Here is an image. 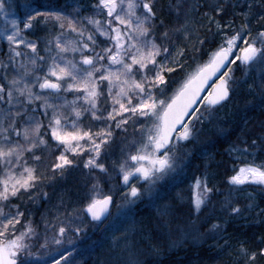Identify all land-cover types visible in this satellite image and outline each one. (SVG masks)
I'll list each match as a JSON object with an SVG mask.
<instances>
[{"label":"snow or ice","instance_id":"snow-or-ice-1","mask_svg":"<svg viewBox=\"0 0 264 264\" xmlns=\"http://www.w3.org/2000/svg\"><path fill=\"white\" fill-rule=\"evenodd\" d=\"M235 8L222 0H65L58 6L0 0V38L8 45L0 58V264H46L40 249L50 241L63 243L65 221L70 223L73 214L106 219L117 193L119 212L123 204H134L159 181L178 174L187 159L182 142L195 139L198 131L193 121L202 123L206 116L211 122L219 109L239 103L241 91L253 99L259 96L264 105V14L254 13L252 3L240 13ZM253 16L260 24L255 32ZM206 44H215L208 60L185 72L189 52L203 55ZM237 61L243 66L242 78L228 67ZM179 73L183 76L178 79ZM206 86L211 90L201 96ZM198 102L203 112L194 107ZM250 103L245 100L244 107ZM247 124L245 120L236 141L225 150L229 155L246 158L264 151V121L255 133ZM117 129L124 136L118 157L109 165ZM49 156L52 160L45 163ZM81 165L92 177L80 197L82 207L69 210L60 196L56 214L51 219L41 215L43 243L33 252L40 224L31 219L28 203L48 199L45 183L66 179ZM233 172L227 177L230 185L264 186V160L242 161L238 170L233 164ZM113 173L126 191L104 190ZM194 188L188 215L200 213L219 191L209 186L207 172L195 179ZM177 199L183 197L177 194ZM221 206L230 216L242 212L228 197ZM172 211L168 205L157 209L158 226L167 229L170 247L176 244ZM212 230L224 229L214 224ZM140 234L146 250L159 254L152 241L160 237L132 222L117 239L129 257L118 264H144L138 258L144 254L141 244L134 238ZM257 242L259 247L250 248L238 241L234 264L264 260V236ZM218 247L223 251L233 246L225 239Z\"/></svg>","mask_w":264,"mask_h":264},{"label":"trees","instance_id":"trees-1","mask_svg":"<svg viewBox=\"0 0 264 264\" xmlns=\"http://www.w3.org/2000/svg\"><path fill=\"white\" fill-rule=\"evenodd\" d=\"M65 0H46V4L58 6L63 4ZM226 5L233 4L231 0H222ZM161 3L166 4L167 0H161ZM253 4V12L264 14L261 5L264 4V0H248L245 3L236 5L235 11L240 13L247 10V4ZM229 7V11H231ZM257 18L252 17L251 22L253 30L254 26L260 27V24L255 21ZM240 19L237 20V23ZM215 30L214 24L212 25ZM205 29H201V36L203 37ZM216 42H219V37H216ZM215 44H206L204 46V53H191L189 52V59L187 61L185 72H192L196 69L198 64H202L208 60L210 51L214 50ZM6 45L0 40V58H3V54L6 53ZM195 56V59L192 57ZM237 64L229 65L228 67L234 69L238 67ZM183 74H178V79ZM249 83H252L251 78L248 79ZM247 86V85H246ZM251 101L245 108L244 101ZM200 105L198 108H201ZM264 105L261 104L259 96L253 99V96L246 94V91H241L239 97V103L229 104L223 109H219L211 122L207 124L196 123L195 128L198 130L197 138L189 140L186 143L190 144L192 150L191 161L186 168L183 179L190 180V183L197 177L207 172L209 174V186L215 185L219 191H214L211 194L210 201L207 202L205 208L200 213L193 212L188 215V210L191 207V192H184L180 196L183 197V201L177 199V195H174V204L166 203L173 209L171 213L172 221V233L175 232L174 228H179V237H172L176 240L175 246H169V240L167 238V229L162 226H158L157 209L162 204L160 201L154 200L155 203L141 202L135 206L134 221L139 225H146L153 235L159 236V239H154L152 243L156 245L160 251L159 254L148 252L144 246L142 235H136L134 238L140 242L141 249L146 252L142 257L144 264H234L235 252L234 249L238 247V241H244L250 248H256L258 244V238L264 236V186L246 184V185H230L227 182V177L234 174L233 164L236 165V169L242 166L243 162H252L259 164L261 160H264V151H258L254 155L246 154L240 156L239 153H232L229 155L226 149L229 145L236 141L237 136L240 133V128L245 127L244 121L247 120V128L251 129L254 133L259 130V125L264 121ZM218 128H220L218 130ZM225 129V136L221 137L220 130ZM206 134V137L201 141L200 134ZM115 145L116 149L113 156L108 160L110 165L111 159H115L119 155V146L121 145V139L123 134L120 130H115ZM254 138V137H253ZM242 146V145H241ZM252 150L250 149V152ZM87 157H85L86 159ZM208 167H205V165ZM88 171L85 170L82 165L80 168H75L70 174H67L66 179H59L49 185L47 193L50 195H58L64 197L65 203L70 206L71 209L77 206L80 197L87 191V186L92 182V177L87 175ZM97 175L99 172L97 170ZM103 179H107L104 177ZM112 181L116 184L119 183V179L116 174L113 173ZM103 182V181H102ZM181 183V182H179ZM166 184L161 185V193H158V199L164 198V192L166 190ZM173 187V186H172ZM189 187L187 181L182 184V189ZM173 190V188H172ZM171 190V191H172ZM169 192L172 193V192ZM48 199H40L37 203H28L27 207L32 211L31 219L36 222L37 218H41V215L45 214V204L49 203ZM228 197L234 201V205L239 206L242 212L239 216L229 215L228 212L222 208V203ZM55 205L57 206L59 201ZM252 203L254 207L249 209L247 205ZM182 209V216L176 214L177 207ZM69 208V210H71ZM181 216V217H178ZM183 219L182 221H180ZM226 222V223H225ZM40 224H43L42 221ZM186 224H190L193 227H185ZM220 224L223 227V231L212 230V225ZM44 228V225H43ZM160 228V230L158 229ZM190 229V230H186ZM201 230H206V235L202 240H199ZM227 233V235H225ZM225 239H229L232 244V249L221 250L218 245H223ZM229 252L232 254L229 255ZM80 257L83 255H79ZM82 264H98L93 258L85 260ZM104 264V263H103ZM257 264H264V260L257 259Z\"/></svg>","mask_w":264,"mask_h":264},{"label":"rangeland","instance_id":"rangeland-1","mask_svg":"<svg viewBox=\"0 0 264 264\" xmlns=\"http://www.w3.org/2000/svg\"><path fill=\"white\" fill-rule=\"evenodd\" d=\"M231 1L233 4L240 5L241 3H245L248 0H231ZM18 2L23 3L25 2V0H18ZM40 2L46 4V0H40ZM84 14L87 15L89 13L86 11ZM19 15H22V12H18V16ZM253 17L258 19L257 16H253ZM257 19L255 21H257ZM3 26H4V21L0 19V28H3ZM254 27L259 28L258 26H254ZM0 40L4 42V44L6 45V50H8L7 41L2 38H0ZM21 48H23V46H21ZM234 52L237 55L239 54L238 49H234ZM233 58L234 57H232L231 59ZM243 74H244L243 66L237 67L234 72V76L236 78H242ZM244 88L246 89L247 86L245 85ZM68 99H72V96H68ZM200 109H201V112H203V106H201ZM195 115L198 116L200 115V113H196ZM208 121H209L208 118L205 116L203 118L202 124L203 125L207 124ZM193 122L196 125L195 120ZM219 129L220 128H218V130ZM131 132H132V129L129 128V139H131V135H130ZM219 133L221 137H223L226 134V130L221 128ZM197 135H198V131L196 134V138H197ZM114 136H115V133H114ZM205 137H206V134L204 132L200 134L201 141ZM195 139H190V140L194 141ZM186 142L187 141L182 142V148H181V152L187 154V159L184 161L185 166L183 170L182 171L178 170V174H173L165 178L164 180L159 181L156 184V186L153 188L151 193L145 192L144 195L140 199L136 200L134 204H131V205L123 204L118 212L116 204H121V199L119 197V194L117 193V201H116V204L110 216L105 220L104 223H98V224L94 223L91 219L87 218L86 212L73 214L69 218L71 221L70 223H68V221H65L64 226H66L68 230L66 231V233L64 234L62 238L63 243L57 245L50 241L46 249H40L39 255L43 257L46 264H57V262L58 264H82L85 260L89 258H93L94 260L98 262V264H103V263L104 264H118V261L120 262L126 261L129 258L128 254L127 252L121 251V249L124 247V243L122 240H120L119 243L117 244V239L122 236L123 230L125 227H127L130 223L135 222L133 219L134 217L133 214L135 212V206L137 204H140L141 202H144V201L148 203L149 202L155 203L154 200H156V202L160 201L162 203L160 204L159 208L165 205L169 206V204L173 205L175 203L174 195H177V194L181 195L184 192H191L192 198H193V195L196 192V189L194 188L195 180L190 183V180L183 179L185 170L189 166V163L191 161V156H192V150L190 149V144H187ZM51 160H52V157L49 156L47 160L45 161V163H48ZM185 180L187 181L189 187H185L184 189H182V184L185 183ZM121 181L122 180H120V182ZM166 183H167V186L164 192V198L158 199L156 196L158 195L159 187ZM49 185H50L49 183H45V185L43 186V191L47 192ZM109 187L113 188V192L116 191L117 187L123 188V186L121 187L120 184L118 185L114 183L112 180L108 181L107 186L105 187L104 190L107 191ZM123 190L126 191L127 189L123 188ZM170 191L172 193L169 194ZM54 201H56V203L59 201L58 195L56 196V198H55V195H50L49 203L45 204V209L47 210V212L44 215L48 217L49 219H51V217L56 214V207H55L56 205ZM166 201L169 204H167ZM181 201H183V199ZM57 204L59 205V203ZM79 207H82L80 200L78 201L77 206L74 208H79ZM69 208L71 209L70 206ZM203 208H205V206ZM182 209L183 208H180L178 206L176 214L178 213L182 216L183 214ZM181 216H178V217H181ZM60 219L64 220L63 209H61ZM182 220L183 219H181L180 221ZM35 223L40 224L41 218H37ZM185 227L188 228V227H193V226H191L190 224H186ZM75 228L79 229V231H75ZM158 229L160 230V228ZM174 230L175 232L172 233V237L173 238L176 236L179 237V232H177V228H174ZM186 230H190V229H186ZM38 231L40 232V239H39V242L33 240V244L35 245L32 249L33 252L36 251L40 243H43V224H40V228L38 229ZM50 235H51V232H49V236ZM205 235H206V230H201L199 240H202L205 237ZM140 251H143L144 253L143 255H140L138 257L140 260H142V257L146 254V252L142 250L141 248H140ZM79 255H83V256L80 257Z\"/></svg>","mask_w":264,"mask_h":264},{"label":"water","instance_id":"water-1","mask_svg":"<svg viewBox=\"0 0 264 264\" xmlns=\"http://www.w3.org/2000/svg\"><path fill=\"white\" fill-rule=\"evenodd\" d=\"M230 59H231V57H230ZM223 71H226V68H225V69H221V73H222ZM221 73H217V76H216V77H213L212 80L209 81V85H211L212 82L215 81V80L217 79V77H218ZM210 89H211L210 87L206 86V91L203 92V93H201V96L206 95V94H207V91H209ZM198 105H199V102H198L196 105H194V107H197ZM187 119H189V118H186V120H187ZM88 215H89V214H88ZM89 216H91V215H89ZM103 219H104V217L102 216L100 220H95V221L98 222V221H101V220H103Z\"/></svg>","mask_w":264,"mask_h":264},{"label":"bare ground","instance_id":"bare-ground-1","mask_svg":"<svg viewBox=\"0 0 264 264\" xmlns=\"http://www.w3.org/2000/svg\"><path fill=\"white\" fill-rule=\"evenodd\" d=\"M263 114H264V110H263Z\"/></svg>","mask_w":264,"mask_h":264}]
</instances>
